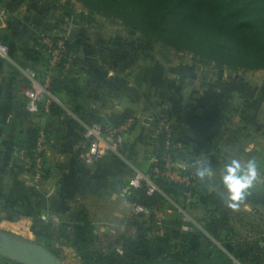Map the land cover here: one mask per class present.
<instances>
[{
    "label": "crops",
    "instance_id": "obj_1",
    "mask_svg": "<svg viewBox=\"0 0 264 264\" xmlns=\"http://www.w3.org/2000/svg\"><path fill=\"white\" fill-rule=\"evenodd\" d=\"M36 6L37 2L29 1L23 16L0 19V40L9 45L7 56L0 53V173L9 177L0 178L1 201L7 206L0 208V231L13 237L9 230L36 233L35 213L57 222L70 216L73 206L81 208L87 194L96 201H129L124 187L130 186L132 175L148 171L161 150L158 110L159 101L165 98L172 103L170 135L185 144L183 153L171 164L183 172L211 169V175L206 176L215 180L208 191L216 190L221 201L220 237L231 234L232 225H240L242 213L264 216V184L253 181L239 201L229 199L224 184L226 168L233 161L242 166L254 161L256 169L264 167V81L250 80L244 70L205 65L193 55L189 57L195 62H165L138 35H116L106 41L98 37L95 44L84 46L88 38L84 30L74 40L79 48L78 62L56 66L49 63L35 31L61 32V20L42 19ZM33 22L38 24L32 26ZM31 69L39 79H60L53 93L60 109L28 110ZM125 109L131 110L133 120L130 117L122 124H112L110 116ZM94 123L103 124L111 141L115 134L123 137V156L86 159L90 143L86 131ZM34 124L47 134V174L41 179L21 161L16 149ZM94 232L108 231L96 228ZM62 238L53 243L60 255L44 246L64 264H83L77 247Z\"/></svg>",
    "mask_w": 264,
    "mask_h": 264
},
{
    "label": "trees",
    "instance_id": "obj_2",
    "mask_svg": "<svg viewBox=\"0 0 264 264\" xmlns=\"http://www.w3.org/2000/svg\"><path fill=\"white\" fill-rule=\"evenodd\" d=\"M81 1L85 7L82 10L83 14L95 16L96 13H100L120 20L128 28L130 34H137L153 46H157L158 54L165 62L182 57L181 54L191 53L201 59L205 65L214 63L220 66L224 65L232 70L264 68V0ZM45 30L47 29L38 34L37 39L40 46L47 52L49 59L51 50L44 43L43 35H50L55 44L61 36ZM78 49L74 40L67 36L61 60L56 66H65L68 63L70 66L75 65L79 57ZM59 84L60 79L50 78L51 93L55 92ZM58 109H60L59 104L55 100L51 101L49 111ZM39 110L45 112L43 101H39ZM131 114L130 109L113 113L110 116V122L114 125L122 124L132 117ZM101 125L103 127V124ZM40 129L37 124L29 127L18 146H25L32 154ZM158 136L161 150L156 154L154 164L163 166L168 155L171 160L180 156L185 150V144L182 142V145L178 146L173 138L174 141L167 145V133L162 130H158ZM153 167L150 169L151 172H154ZM186 172L192 174L189 183L158 177L156 180L159 189L150 190L146 182L142 181L139 185L131 187L128 199L154 210L165 201V194H174L184 198L190 194L197 203L207 206L206 230L216 239L222 240L220 237L222 219L218 215L221 201L217 197L216 190L208 191L215 180L208 176L201 179L197 175V171L192 169H188ZM210 205L213 207H209ZM0 208H7L1 201V196ZM240 218L242 225L257 236L249 245L248 253L253 259L252 261L264 262V216L258 212L242 213ZM38 220L40 230L47 228L48 224H42L43 219L38 218ZM44 221L47 220L44 219ZM85 222L88 220L85 219ZM92 234L93 231L87 227L81 238L89 239ZM64 235L66 234L62 232L57 233L55 237L48 239L49 241L43 244L60 255V249L53 243ZM201 236L202 239L197 247L191 245L195 236L192 233H186L179 236L180 241L169 247L164 253H156L155 248L150 245L151 241L144 237L137 247L133 248L126 241L121 252L114 249L112 253L117 264H158L163 261L172 264H203L210 258L212 250L220 251V249L208 234ZM76 247L80 252L81 248ZM80 254L84 258L82 252Z\"/></svg>",
    "mask_w": 264,
    "mask_h": 264
},
{
    "label": "rangeland",
    "instance_id": "obj_3",
    "mask_svg": "<svg viewBox=\"0 0 264 264\" xmlns=\"http://www.w3.org/2000/svg\"><path fill=\"white\" fill-rule=\"evenodd\" d=\"M29 1L37 2L38 6L36 7L40 8L42 11V19L50 21L54 19L61 20V25L63 27L62 31L49 30L51 33L66 36L67 30L71 26H78L79 33L80 30H84L88 36L83 44L84 46H90L93 41V44H95V39L98 37L106 41L107 39H112L116 35H131L128 28L122 24L120 20L101 15L100 13H96L95 16L83 14L82 10H84L85 7L81 0H0V4L3 5L5 9L6 17L12 19L16 16H23L26 10V3ZM37 24L36 22L31 23L32 26ZM45 31L47 32V30ZM40 32H44V29ZM35 35H38V31H35ZM139 39L140 37L137 41H140ZM150 49H154L158 53L157 46H153V48ZM189 55L193 54H181L182 57H176L173 61L178 60L187 62L191 59V62H195ZM244 71H247L246 76L250 80L263 83L264 68L244 69ZM163 100L169 99H161L159 104ZM160 110L161 108L158 110V114ZM122 138L123 137L118 136V134L114 135L116 147L109 151L105 157L115 155L116 158L119 159L120 156H123V150L121 148ZM45 154L46 151L42 156L40 175H34L37 179H41L47 174ZM154 161L150 164L148 171H145V173L137 172L132 175L129 181V185L131 186H123L126 190L124 191L127 199L131 194V187L135 185L134 180L137 175L141 177L140 183L145 181L150 190L159 189V184L156 180L158 177L182 181L172 175V170L170 166L166 165V162L163 167L162 165L154 164ZM151 167H153L154 172H151ZM174 168L176 167L174 166ZM182 182L189 183L186 181ZM123 187H121L120 190ZM85 196L87 201L83 203L81 208L78 207V209H75L73 206L70 211V216L59 218L57 222L52 219V221H44V218L40 217L38 213H35V217H33V228L36 233H28V231H22L21 233L9 231L14 234L16 238L34 240L41 244H46L49 241L48 239L55 237L57 233H65L66 235H64L62 241L66 243L69 242L81 248L80 252H82L84 256V258L81 256L83 264H117L112 251L118 249L121 252L122 246L126 241L135 248L139 245L143 237L151 241L150 245L155 248L156 253H164L169 247L180 241L179 236L186 233H192L195 236L191 244L194 247L198 246L199 241L202 239L201 235L206 234L214 239L216 245L219 247L220 251L215 249L212 250L210 252V258L205 260L203 264H264V262L256 263L252 261L253 259L250 257L248 250L249 245L253 243L252 241L256 239L257 236L249 232L248 228L244 227L240 221L239 226H236V224L235 226L232 225L233 232L227 237H223L222 240L216 239L210 235L205 228V221L208 220L206 210L203 209L202 207L204 206L197 203V201L194 200L195 198L190 194L187 195V198L192 197L189 199L174 194H165V201L160 207L154 210L132 202L129 199V201H113V199H108L107 196L100 195L101 199H107L96 201L93 200V195L87 194ZM121 204L124 206H122V211H119L118 208L121 207ZM59 208L60 207H58L59 213H61V209ZM204 210L205 212L202 214ZM38 218L43 219V225L48 224V226H46L47 228L43 230L39 229ZM85 219L88 220V222H85ZM66 220L69 221L68 224H65L64 221ZM22 223L23 222L19 224L22 225ZM87 227L93 231V234L91 238L83 239L81 237ZM96 228L108 232L96 234L94 232ZM59 241L61 242V240H56L55 243ZM80 252L78 249L79 255H81ZM0 264H23V262L10 261L6 257L0 256ZM158 264L172 263L163 261Z\"/></svg>",
    "mask_w": 264,
    "mask_h": 264
},
{
    "label": "built area",
    "instance_id": "obj_4",
    "mask_svg": "<svg viewBox=\"0 0 264 264\" xmlns=\"http://www.w3.org/2000/svg\"><path fill=\"white\" fill-rule=\"evenodd\" d=\"M6 16L5 9L3 5L0 4V19ZM59 37L56 44L50 35H43V41L47 44L51 50V57L48 59L50 64L57 65L61 60L63 50L65 49V41L68 35ZM9 51V45L0 40V53L7 56ZM69 64V63H68ZM29 76L31 79V86L27 89V108L32 112L39 111V101L44 102L45 112L49 111L50 103L55 99L53 93L49 89L50 77L43 80L39 79L37 73L34 70H29ZM158 114V130L165 131L167 133V145L172 141L176 140V145L181 146L182 141L175 139L170 135V129L172 127V103L169 100H163L159 105ZM132 121V117L130 118ZM86 135L90 139L88 153L86 155L87 160L98 161L102 159L109 151L116 147V142L111 141L108 138L109 133L103 129L102 125L99 123H94L90 125L86 131ZM47 148V135L43 128L40 129L36 145L34 147V152L30 154L25 146H16L17 152L21 161L27 165L34 175H40L42 168V159L44 152ZM171 157L168 155L166 158V165L170 166L172 170V175L177 179L182 181L190 182L192 174L183 172L177 168H174L171 164ZM256 181L259 183H264V168H257ZM182 172V173H181ZM141 177L138 175L135 177L134 184L138 185L140 183Z\"/></svg>",
    "mask_w": 264,
    "mask_h": 264
},
{
    "label": "water",
    "instance_id": "obj_5",
    "mask_svg": "<svg viewBox=\"0 0 264 264\" xmlns=\"http://www.w3.org/2000/svg\"><path fill=\"white\" fill-rule=\"evenodd\" d=\"M79 33L78 26L69 31V38L75 40ZM1 179H9L0 173ZM0 254L13 257L28 264H64L51 250L39 242L15 238L0 231Z\"/></svg>",
    "mask_w": 264,
    "mask_h": 264
},
{
    "label": "clouds",
    "instance_id": "obj_6",
    "mask_svg": "<svg viewBox=\"0 0 264 264\" xmlns=\"http://www.w3.org/2000/svg\"><path fill=\"white\" fill-rule=\"evenodd\" d=\"M197 175L203 179L206 175H211V169L200 168ZM256 176L257 170L254 161H249L245 166L237 161H233L231 165H228L224 176V184L228 189L229 199L231 201L241 200L246 190L252 186ZM232 206L235 207L236 205L233 204Z\"/></svg>",
    "mask_w": 264,
    "mask_h": 264
}]
</instances>
